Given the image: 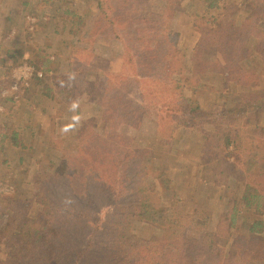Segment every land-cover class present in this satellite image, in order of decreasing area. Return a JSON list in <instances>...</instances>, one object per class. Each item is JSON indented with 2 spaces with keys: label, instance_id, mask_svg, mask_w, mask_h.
Returning a JSON list of instances; mask_svg holds the SVG:
<instances>
[{
  "label": "rangeland",
  "instance_id": "obj_1",
  "mask_svg": "<svg viewBox=\"0 0 264 264\" xmlns=\"http://www.w3.org/2000/svg\"><path fill=\"white\" fill-rule=\"evenodd\" d=\"M63 3L82 17L75 44L82 56L89 59L91 55L89 62L80 58L87 63L75 87L72 83L76 73L71 74L67 59L73 34L62 30L63 20L58 19L57 12L46 7L43 0H6L0 5V41L24 42L22 59L33 69L32 73L20 68L19 61L12 67L0 65V130L5 128L9 132L16 128L23 139V145L15 148L9 141L0 140V191H15L12 194L26 200L34 215L38 211L32 189L35 171L39 166L53 168L51 175L66 183L65 205L78 224L75 228L78 241L73 244L67 238L61 250L57 248L56 264H94L87 249L94 250L119 200L125 197L127 190L122 185V175L134 153L153 170L150 178L162 199L160 207L164 216L158 217L159 224L135 222L132 234L142 242L174 237L175 241L170 238L169 243L178 245L211 231L227 216L233 203L228 190H242L245 184L242 178L250 180L264 173V158L251 171H245L246 162H239L230 167L233 175L226 176L227 159L234 161L237 143L227 148L222 141L219 147L212 145L207 152L220 150L226 158L218 168L221 173L217 174L214 165L206 160L204 148L208 136L205 131L212 127L197 124L196 129L180 128L171 135L164 126L169 102L164 87L167 86L169 97L173 90L178 92L172 79L177 78L186 95L210 112L232 109L244 102L248 94L243 81L233 79L237 76L231 73V68L224 72V67L217 64L216 52L202 47L196 50L201 32L195 25V17L203 12V1L179 0L167 20L168 27L179 34L178 42L185 53L184 62L175 66L169 80L164 78L167 76L164 72L155 71L148 52L144 60L135 58L137 53L130 51L138 43L132 37V27L140 32L152 28V22L167 9L164 0H65ZM235 3L237 9L232 13V21L240 22L247 16L256 18L261 13L260 23L264 22V0H235ZM260 29L264 30V23ZM223 30L224 26L210 35L207 42L220 45ZM30 33L34 34L29 36ZM249 46H253L252 42ZM254 47L264 52L262 44ZM37 49L54 61L52 71L43 77L36 76L34 70L38 69L31 64ZM259 60H263L262 69L264 56ZM259 65L253 62L248 68L253 70ZM50 75L72 76L68 78L72 82L68 100L45 95L52 84L60 86L49 80ZM261 81V85L253 86L250 91L254 94L256 89L264 91V74ZM113 86L115 90L108 92ZM230 124L239 140L237 150L243 157L261 152L263 145H257L264 133V114L255 116L250 125L236 123L234 127L232 121ZM85 148H90L92 153L86 155ZM91 156H94L92 160ZM71 167L75 169L68 171ZM72 174H76L75 178L68 184L65 177ZM6 204L0 198V228L7 222ZM248 218L244 213L233 232L222 228L227 233V237L221 236L219 244L223 251L235 248L238 240L247 238ZM166 220L170 225L163 226ZM2 236L0 258L6 259L11 248L23 245L24 238L16 227ZM80 254L85 255L79 258ZM244 264L261 263L245 259Z\"/></svg>",
  "mask_w": 264,
  "mask_h": 264
},
{
  "label": "trees",
  "instance_id": "obj_2",
  "mask_svg": "<svg viewBox=\"0 0 264 264\" xmlns=\"http://www.w3.org/2000/svg\"><path fill=\"white\" fill-rule=\"evenodd\" d=\"M3 1L6 0H0V5H3ZM64 1L43 0V3L46 7L57 12L59 20H63L62 30L73 34V39L69 42L72 46L69 48L70 54L67 59L70 72L71 74L76 73V79L72 83L68 82L71 75H50L49 80L60 83V86L52 84L47 88L45 95L52 99L68 100V95L72 91L69 84L72 83L75 87L80 83L82 72L87 60L90 61L91 55L89 54V59L82 56L79 47L75 44L82 24V17L74 9L63 6ZM164 1L167 9L162 16L155 20L156 22H152V28L140 32L132 27V37L136 38L138 43L137 48H132L130 51L137 53L134 55L135 58L140 57L144 60H147L145 54L148 52L150 54L148 60L152 67L156 72H164L167 75L164 78L169 80L170 73L175 66L184 62L185 53L178 42L179 34L174 33L167 23L175 6L179 4V0ZM202 1L203 12L196 14L195 17V25L201 32V36L195 44L196 50L200 51L202 47V50L216 52L218 56L214 60L217 61V64L221 68L224 67L222 69L224 72L231 68V73L237 76L233 79L243 81L242 85L247 87L244 90L248 94L245 96L244 102L232 109L210 112L186 95L185 89L179 85L177 78L175 80L171 78L175 84L177 83L175 88L178 92L173 90L169 97L168 88L164 87L168 94L166 100H169L164 112V118L168 120L164 126L170 130L171 135L180 128L196 129L198 126L195 125L197 124H201L202 127L204 125L212 127V130L205 131L208 135L204 147L208 156L206 160L209 164H213L215 172L220 174L218 168L222 167L221 164L226 162V158L221 156L220 150L218 153L207 154L211 146L216 144L219 147L224 141L225 146L230 148L236 142L239 149V140L235 137L237 134L230 121L234 123V127L236 123L250 125L254 122L255 116L264 114V91L256 89V94L252 90L250 91L253 86L263 83L261 81L264 74V67L261 69L263 60L259 59L260 56H264V52L256 50L254 46L262 44L264 48V41L258 42L264 38V30L260 29L264 22L260 23L261 13L256 18L247 16L243 21H232V13L237 9L235 0ZM100 6L103 11H106L103 3H100ZM137 22H142V20ZM223 26L222 35L224 36L220 39V45L208 43V37L214 35ZM1 32L4 33V29ZM32 34L34 33H30L29 36ZM250 42L253 46H249ZM25 45L21 40L0 41V65L12 67L25 57ZM212 47L215 49L213 50ZM253 50L257 53L254 54ZM232 56L235 57L234 62L231 61ZM82 57L87 60L81 62L80 58ZM239 59L240 61H238ZM140 61L142 62V60ZM31 62L36 69L42 70L44 75L52 71L51 65L54 63L53 59L41 49L36 50L35 57ZM253 62L260 65L252 70L248 66ZM48 66L49 68H47ZM114 90L115 86L108 92ZM10 130L12 131L8 132L5 128L0 130L2 143L9 141L12 147L21 146L23 139L20 137L19 130L16 128ZM261 144L264 147V133L261 135V143L258 142L257 146L260 147ZM237 148H235L234 161L230 162L227 159L229 165L226 168V176L233 175L230 174V167H235V164L239 162H246L248 169L245 171H251L255 164L264 158L262 156L264 148L260 150L261 152L258 151L247 157H243ZM83 151L86 152V155L92 153L90 148L88 150L85 148ZM93 157L91 156L90 159L92 160ZM73 169L75 168L71 167L68 171ZM52 170L51 167L39 166L35 171L32 189L38 211L34 215L29 203L14 195L15 191L13 192L11 189H8L11 193L0 191V198L7 201L6 212L8 213L7 222L0 228V240L3 237L2 233L11 227L19 228L24 238L22 246L11 248L6 259L0 258V264H56L57 248L61 250L67 238H71L73 244L78 241L75 236V228H78V224L75 223L76 218H73L74 215L68 212L65 205L67 204L65 194L68 193H65L66 183L62 179L53 177ZM152 172V168L147 163L134 156V153L131 155L122 175V185L127 190L125 197L119 200L117 209L104 226V232L93 247L94 250L87 249L88 258H93L94 264H244L245 259H254L264 264V206L262 207V203L264 204V173L250 180L242 178L245 181L242 190L233 188L228 190L233 203L227 216L211 231L209 230L187 243L172 245L169 242L170 238L174 242V237L164 236L142 242L131 232L135 222L159 224L158 217L164 216V210L160 207L162 199L157 192L155 182L150 178ZM76 174L65 177L68 184L73 183ZM244 213H247L248 219H250L247 231L249 235H246V239L238 240L235 248L227 252L223 251L219 244L222 237H227V233L222 228L233 232ZM166 225H170L168 220L163 222V226ZM84 255L80 254L78 257L82 258ZM78 257L77 262L80 261Z\"/></svg>",
  "mask_w": 264,
  "mask_h": 264
},
{
  "label": "built area",
  "instance_id": "obj_3",
  "mask_svg": "<svg viewBox=\"0 0 264 264\" xmlns=\"http://www.w3.org/2000/svg\"><path fill=\"white\" fill-rule=\"evenodd\" d=\"M18 64H19V67H20V68H23V69L26 70L27 72H32V73H33V69H32V67L27 63L26 60L21 59V60H19ZM34 73H35L36 76H38V77H43V76H44V72H43V71H40V70H34Z\"/></svg>",
  "mask_w": 264,
  "mask_h": 264
},
{
  "label": "clouds",
  "instance_id": "obj_4",
  "mask_svg": "<svg viewBox=\"0 0 264 264\" xmlns=\"http://www.w3.org/2000/svg\"><path fill=\"white\" fill-rule=\"evenodd\" d=\"M72 107H73V108H75V107H76V105H75V104H73V105H72ZM68 127H70V126H68ZM64 130H65V131H67V130H68V128L66 127Z\"/></svg>",
  "mask_w": 264,
  "mask_h": 264
},
{
  "label": "crops",
  "instance_id": "obj_5",
  "mask_svg": "<svg viewBox=\"0 0 264 264\" xmlns=\"http://www.w3.org/2000/svg\"><path fill=\"white\" fill-rule=\"evenodd\" d=\"M40 71H42V70H40ZM20 137H21V133H20ZM22 138V137H21ZM23 142V141H22ZM22 145H23V143H22ZM15 148V147H14Z\"/></svg>",
  "mask_w": 264,
  "mask_h": 264
}]
</instances>
